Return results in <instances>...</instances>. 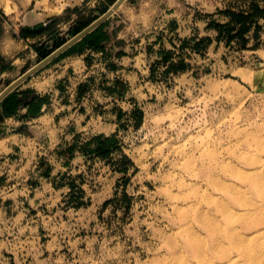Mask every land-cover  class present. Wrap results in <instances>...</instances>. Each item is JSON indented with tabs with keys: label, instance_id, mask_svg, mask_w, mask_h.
Listing matches in <instances>:
<instances>
[{
	"label": "rangeland",
	"instance_id": "obj_1",
	"mask_svg": "<svg viewBox=\"0 0 264 264\" xmlns=\"http://www.w3.org/2000/svg\"><path fill=\"white\" fill-rule=\"evenodd\" d=\"M181 4L116 146L65 137L0 198V264H264V0Z\"/></svg>",
	"mask_w": 264,
	"mask_h": 264
},
{
	"label": "crops",
	"instance_id": "obj_2",
	"mask_svg": "<svg viewBox=\"0 0 264 264\" xmlns=\"http://www.w3.org/2000/svg\"><path fill=\"white\" fill-rule=\"evenodd\" d=\"M116 1L0 0V94ZM186 2L194 4V0ZM181 3L125 0L99 26H104L107 35L99 48L82 44L84 37L4 98L0 106L13 93L21 103L14 115L0 116L2 200L22 195L27 190L24 182L34 172L33 164L65 137L74 139L90 132L110 136L119 130V108L130 112L135 99L143 96L156 56L172 47L168 38L194 32L192 16L183 15ZM87 7L94 8L95 16L75 33L77 20L85 17ZM63 27L68 28L66 38H60ZM36 96L48 102L37 115H31L27 104ZM26 128L31 135L23 132Z\"/></svg>",
	"mask_w": 264,
	"mask_h": 264
},
{
	"label": "trees",
	"instance_id": "obj_3",
	"mask_svg": "<svg viewBox=\"0 0 264 264\" xmlns=\"http://www.w3.org/2000/svg\"><path fill=\"white\" fill-rule=\"evenodd\" d=\"M105 11L106 10H104V12ZM88 23H89L88 21L78 22L75 33H78L79 31L84 29L88 25ZM106 38H107V35L104 32V26L102 25L96 31H94L93 33L86 36L81 43L86 45L87 47L95 49V48H99L100 45L104 41H106ZM61 44L62 43H60L59 45H61ZM16 96H17V94L13 93L0 106V116L4 115L6 117H9V116H12L16 113V111H17V109L21 103V100L20 101L15 100ZM46 102H48V98L36 96L29 104H27V106L29 107V114L37 115L39 113L42 105ZM116 144H117L116 136L104 137L102 135H99V136L93 137L91 140L86 142V144H84V147H82L83 148L82 150L84 152L90 151L92 153L102 155V154H105L106 152H108V150H110L111 148L115 147ZM89 146H93V148L90 150L87 149ZM74 148H75V144L72 147H70L69 151L73 153Z\"/></svg>",
	"mask_w": 264,
	"mask_h": 264
},
{
	"label": "water",
	"instance_id": "obj_4",
	"mask_svg": "<svg viewBox=\"0 0 264 264\" xmlns=\"http://www.w3.org/2000/svg\"><path fill=\"white\" fill-rule=\"evenodd\" d=\"M124 1L125 0H117L111 6V8L107 12H105L101 17L95 20L92 24H90L87 28H85L83 31L77 34L70 41H68L67 43L62 45L60 48H58L56 51H54L52 54H50L47 58H45L40 63H38L36 66H34L30 70H28L26 73H24L19 79L14 81L10 86L6 88L5 91H3L0 94V103L4 100L5 97H7L11 92H13L21 84L27 81L31 76L36 74L39 70H41L43 67L51 63L53 60H55L58 56H60L67 49L72 47L74 44L82 40L89 33H91L93 30H95L97 27L103 24L107 19H109L114 14V12L123 4Z\"/></svg>",
	"mask_w": 264,
	"mask_h": 264
},
{
	"label": "bare ground",
	"instance_id": "obj_5",
	"mask_svg": "<svg viewBox=\"0 0 264 264\" xmlns=\"http://www.w3.org/2000/svg\"><path fill=\"white\" fill-rule=\"evenodd\" d=\"M248 177V179L249 180H251V181H253V180H256V176L254 175V177H252V174L251 175H248L247 176ZM258 185H260V186H264V180H261L260 182H258ZM264 189V188H263ZM241 244H244V243H241ZM247 252H249L250 250L249 249H245ZM251 260H253V259H251ZM228 261H231V259H229ZM232 262V261H231Z\"/></svg>",
	"mask_w": 264,
	"mask_h": 264
}]
</instances>
